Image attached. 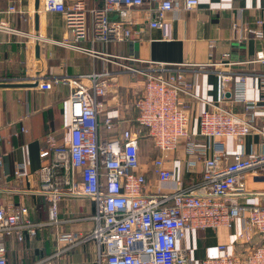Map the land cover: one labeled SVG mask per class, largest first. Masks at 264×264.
I'll return each mask as SVG.
<instances>
[{
  "label": "built area",
  "instance_id": "2783aa9c",
  "mask_svg": "<svg viewBox=\"0 0 264 264\" xmlns=\"http://www.w3.org/2000/svg\"><path fill=\"white\" fill-rule=\"evenodd\" d=\"M199 3L200 0H104L102 6L89 8L85 0H40L39 10L62 14L68 35L62 43L102 54L133 76L143 74L145 80L144 93L136 101L138 129L122 128L118 136L103 138L100 114L106 109V96L113 86L109 69L47 80L38 78L42 89H51L59 83L71 86L69 136L59 140L48 131L40 152L44 162L37 173L42 191L48 194L50 220L58 221L57 201L65 194L89 196L96 210L95 225L88 234L59 232L56 250L31 264H59L66 247L89 238L98 249L97 264H264V204L241 199L251 193L264 194V76L260 79L263 97L259 102L247 94V74L235 76L231 71L221 72V104L201 111L198 130L193 132L183 94L194 95L195 78L181 68L169 67L183 63L150 60L147 66L138 67L121 62L122 58L126 59L124 56H115L120 57L115 60L106 52L81 45L84 41L108 43L132 39L134 18L130 10L134 8H144L149 26L160 28L163 38L171 39L168 13L178 8L193 10ZM1 12L24 13L15 4ZM233 28L240 40L249 34L262 38L264 18H257L254 24L236 21ZM3 31L24 34L0 16V32ZM224 57L225 61L202 65L233 62L229 53H224ZM254 60L264 61V49L257 51ZM0 81L7 80L0 78ZM228 101L242 103L243 111L222 104ZM120 122L114 115L103 119L109 131L117 130ZM143 128L159 150L153 159L159 181L155 190L146 173L140 170L139 133ZM254 132L262 135L258 149L246 152L241 148L233 153L227 150L225 138L240 142ZM182 139L185 152L194 156L190 164L198 160L203 163L201 181L189 187L180 181L177 188L164 190L163 183L174 175L167 165L169 154ZM14 173L19 179L31 175L24 162L16 164ZM249 178L260 185L257 190L251 188ZM237 220L240 222L238 242H250L253 234H259L262 239L246 255L231 252L227 244H220L221 254L196 260L190 247L182 243L188 232L231 227ZM41 225L42 222L30 217L27 205L3 202L0 181V264H12L7 258L9 236L17 240H23L25 234L33 237Z\"/></svg>",
  "mask_w": 264,
  "mask_h": 264
},
{
  "label": "crops",
  "instance_id": "0c3cea01",
  "mask_svg": "<svg viewBox=\"0 0 264 264\" xmlns=\"http://www.w3.org/2000/svg\"><path fill=\"white\" fill-rule=\"evenodd\" d=\"M73 0H68V2ZM89 8L100 7L104 0H85ZM34 0H0V11L15 4L23 10L14 14L1 12V18L24 34L0 32V78L7 81L32 82L39 77L44 80L76 76L78 74L112 72L109 94L106 96V109L100 114V136L113 138L122 128L138 129L136 101L144 93L142 75L133 76L121 65L107 60L102 54L96 55L62 43L67 29L60 12L39 10V28H35ZM144 8L130 10L134 18L131 25L134 37L122 42H90L83 46L110 54L112 59L147 66L150 60L181 64L169 66L181 68L188 76L195 78L192 88L194 95L183 94L190 112V129L198 130V117L201 111L221 104V72L248 75L247 94L259 102L262 101L261 77L264 76V61L254 60L257 51L264 49V37L249 34L240 40L233 28L234 22L254 24L259 17L264 18V0H200L193 10L178 8L168 13L171 21V39L163 38L160 28L149 26ZM28 17V20H24ZM30 19V20H29ZM40 45V71H36V46ZM224 53H229L232 63L202 65L210 62L225 61ZM132 75V76H131ZM236 76V75H235ZM234 82H231L233 85ZM71 86L66 83L54 84L51 89L35 87H0V181L3 202L25 204L29 207L30 217L42 222L33 237L25 234L23 240L9 236L7 258L12 264H31L49 256L58 246L57 234L74 231L88 234L95 225L93 215L95 202L89 196L65 194L57 201L58 221L51 222L48 194L42 191L38 169L44 162L41 148L48 131H52L59 140L69 136L68 99ZM224 106L237 112L243 111L242 103L223 102ZM260 112V110H257ZM106 115L118 116L120 126L109 131L103 124ZM25 129V130H22ZM140 135V170L145 172L151 188L156 189L159 181L153 170V159L159 150L153 144L147 131ZM200 140H204L199 138ZM227 150L235 152L244 148L258 149L262 140L260 133H252L237 142L232 137L225 138ZM182 139L177 149L169 154L167 165L173 169V177L163 183L164 190H173L180 181L183 186L197 184L202 178V161L194 160L185 152ZM151 159L144 156L149 148ZM24 162L31 175L19 179L15 176V166ZM251 188L260 185L249 178ZM264 187V186H263ZM248 203L264 204V194L251 193L241 198ZM239 220L231 227L198 228L188 232L182 243L191 249L192 256L198 260L206 256L221 254L220 244H227L229 251L246 255L255 245L261 243L259 234H253L250 242L240 243L237 239ZM98 249L93 239H84L80 243L66 247L59 264H97Z\"/></svg>",
  "mask_w": 264,
  "mask_h": 264
},
{
  "label": "water",
  "instance_id": "95a60500",
  "mask_svg": "<svg viewBox=\"0 0 264 264\" xmlns=\"http://www.w3.org/2000/svg\"><path fill=\"white\" fill-rule=\"evenodd\" d=\"M34 8H35V28L38 30L39 28V9H40V0H34ZM40 45L36 46V71H40ZM39 83L38 79H34L32 82H17V81H0V87H35Z\"/></svg>",
  "mask_w": 264,
  "mask_h": 264
},
{
  "label": "rangeland",
  "instance_id": "374dc122",
  "mask_svg": "<svg viewBox=\"0 0 264 264\" xmlns=\"http://www.w3.org/2000/svg\"><path fill=\"white\" fill-rule=\"evenodd\" d=\"M145 66V65H144ZM131 74V73H130ZM139 75H142L141 77H142V80H145V76L143 75V74H139ZM132 76V75H131ZM136 124H138L137 122H136ZM143 130H144V128H143ZM144 156H145V158L147 159V160H149V159H151V155H150V146H149V148H146V149H144Z\"/></svg>",
  "mask_w": 264,
  "mask_h": 264
},
{
  "label": "trees",
  "instance_id": "16d2710c",
  "mask_svg": "<svg viewBox=\"0 0 264 264\" xmlns=\"http://www.w3.org/2000/svg\"><path fill=\"white\" fill-rule=\"evenodd\" d=\"M150 154H151V152H150Z\"/></svg>",
  "mask_w": 264,
  "mask_h": 264
}]
</instances>
